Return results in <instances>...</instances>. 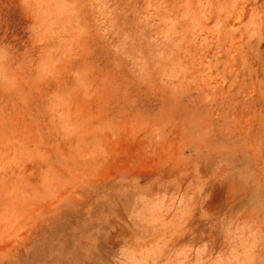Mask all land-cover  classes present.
<instances>
[{
  "label": "rangeland",
  "instance_id": "1",
  "mask_svg": "<svg viewBox=\"0 0 264 264\" xmlns=\"http://www.w3.org/2000/svg\"><path fill=\"white\" fill-rule=\"evenodd\" d=\"M0 264H264V0H0Z\"/></svg>",
  "mask_w": 264,
  "mask_h": 264
}]
</instances>
